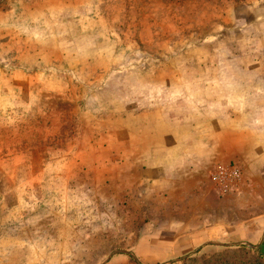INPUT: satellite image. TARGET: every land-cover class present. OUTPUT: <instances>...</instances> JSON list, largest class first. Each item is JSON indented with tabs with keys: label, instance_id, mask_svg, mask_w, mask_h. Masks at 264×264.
<instances>
[{
	"label": "rangeland",
	"instance_id": "obj_1",
	"mask_svg": "<svg viewBox=\"0 0 264 264\" xmlns=\"http://www.w3.org/2000/svg\"><path fill=\"white\" fill-rule=\"evenodd\" d=\"M69 1L0 0V264H264V180L259 184L252 177L245 180L238 162L214 166L210 172L214 195L204 201L214 215L206 213L202 198L191 199L195 202L188 207L191 212L180 213L174 207L166 214L156 213L155 207L136 206V194L121 191L127 185L123 171L126 177L134 168L116 161L135 160L136 150H90L80 156L83 151L70 149L78 125V116H69L77 105L70 97L76 89L73 83L93 74L86 76L91 70H85L79 75L67 66L59 70L58 64L64 65L56 60L52 43V36L57 37L62 58L84 52V39L76 38L74 43L70 37L74 23L63 20L78 17L76 25L83 29L97 24L110 42L106 47L110 55L106 52L107 57L97 60L99 69L116 57L113 66L120 69L116 70L122 72L121 78L126 73L142 77L151 64L165 59L163 53L151 54L149 46L164 45L173 33L174 64L182 66L181 71L174 69L176 80L212 76V70H197L195 63L242 61L241 50L235 51L228 38L221 37L228 36L231 12L237 17L260 16L261 0H136V6L123 0L121 7L111 5L119 0H107L109 6L99 7ZM181 15L187 20H169ZM104 16L116 18V25L102 22ZM136 28L141 36L134 49L133 42L139 41L131 31ZM252 37L259 43L258 37ZM199 49L204 50L203 59L196 57ZM257 59L260 68L252 76L262 77L263 82L237 94L251 93V101L234 105L254 127L260 128L262 121L264 129L260 44L247 62L256 64ZM181 90L175 84L168 88L173 94ZM60 114L65 115L63 128L57 119ZM106 159L108 171L103 165ZM233 168L240 175L230 191L222 193L217 172ZM102 173L111 175L107 182L98 181ZM178 221L198 228H179Z\"/></svg>",
	"mask_w": 264,
	"mask_h": 264
},
{
	"label": "crops",
	"instance_id": "obj_2",
	"mask_svg": "<svg viewBox=\"0 0 264 264\" xmlns=\"http://www.w3.org/2000/svg\"><path fill=\"white\" fill-rule=\"evenodd\" d=\"M106 1L95 0L96 3L89 4L88 0H70L68 4L74 2L85 3L87 7L109 6L110 2ZM122 2L123 0H119L110 4L121 7ZM132 2L136 6V0ZM257 4L260 16L237 17L236 13L234 15L231 12L226 21L229 23L228 36L221 37L223 41L228 38L235 51L237 48L241 50L243 60L227 64L220 61L195 63L196 67L193 68L200 71L212 70L213 74L194 79L185 77L176 80L174 77V69L181 71L182 66L174 64L176 61L172 55L176 43L172 40L173 33H169L170 39L165 41L164 45H150L148 48L151 54L163 53L164 60H159V64L150 63L153 65L151 70L145 72L142 77L126 73L127 75H122L127 77L124 79L120 77L122 72L117 73L118 68L113 66L112 60L116 57L108 58V64L99 69L101 61L97 63V60H103L104 55H110L106 49L110 42L105 40L106 37L102 35L99 26L93 24L90 29H83L79 24L76 25L78 17H65L63 21L72 25L74 23L75 26L74 29L70 28L73 29L70 37H73L74 43L76 38L80 41L83 38L85 49H82L84 52L70 53L69 58H62L60 47L57 46L58 38L52 36L53 54L56 60L64 65L61 67L58 64V69H67V66L69 70L78 71L76 74L79 75L85 70H91V74L86 76L93 74L82 82L73 83L76 89L70 97L77 105L69 116H78V125L77 136L69 142L70 149L83 151L80 156L90 150H136L135 160L126 158L116 161L118 165L134 168V172L126 177L123 171V183L126 182L127 185L123 186L121 191L129 193L130 190L136 194L139 202L136 206L147 209L155 207L156 213H173L174 207H178L180 213L191 212L188 207L195 204L191 201L192 198H202L203 201L212 198L214 187L210 172L214 166L238 162L244 167L245 180L252 177L256 184L263 182L262 121L259 123L260 128L254 127L252 122L237 112L234 105L251 101V93L238 96L237 94L247 93L248 86L250 91V86L263 82L262 77L255 80L252 76V71L260 68L259 59L256 64H248L253 49L259 44L264 47V0ZM104 17V23L117 22L116 18ZM147 18L151 21L157 19L140 17L139 20L147 21ZM186 18L181 15L169 17V20L185 21ZM173 26L175 25L171 24V28ZM135 31H131L132 38L138 39L139 42H133L134 49L139 45L141 36L139 29L136 28ZM253 35L259 38V43L252 41L256 40ZM187 43L188 46L191 45L189 40ZM219 43H222L221 39ZM109 47H113V43ZM203 52L204 50L201 53L199 49V55L196 57L202 58ZM132 67L137 68L134 65ZM151 71L158 74L153 76ZM174 84L181 85V93L168 92V88L171 89ZM261 98L263 96H256L254 100ZM128 103L133 104L125 106ZM62 117L65 115L60 114L57 119L62 122ZM61 122L59 125L62 127L64 122ZM126 143L136 145L127 146ZM109 162L110 160L106 159L103 163L106 165V171L110 168ZM110 176L102 173L98 181L107 182ZM94 180L97 182V176ZM204 202V205L208 206L206 213L214 215V209ZM200 223L204 225L205 221ZM176 224L179 228H198V225L190 227L189 221H178Z\"/></svg>",
	"mask_w": 264,
	"mask_h": 264
},
{
	"label": "built area",
	"instance_id": "obj_3",
	"mask_svg": "<svg viewBox=\"0 0 264 264\" xmlns=\"http://www.w3.org/2000/svg\"><path fill=\"white\" fill-rule=\"evenodd\" d=\"M240 173L237 168H233L232 170H219L217 172V178L220 183L219 190L222 193H227L231 189V184L233 183V180L237 179L239 177Z\"/></svg>",
	"mask_w": 264,
	"mask_h": 264
}]
</instances>
